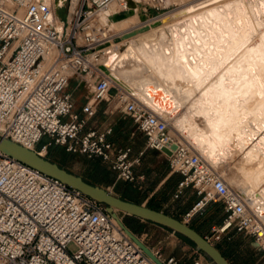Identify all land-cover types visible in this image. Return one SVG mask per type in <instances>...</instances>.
Segmentation results:
<instances>
[{"label": "built area", "instance_id": "1", "mask_svg": "<svg viewBox=\"0 0 264 264\" xmlns=\"http://www.w3.org/2000/svg\"><path fill=\"white\" fill-rule=\"evenodd\" d=\"M156 12H165L163 0H144ZM119 0H77L70 18L60 19L39 0H0V136L43 157L50 145L65 152L98 158L115 180L132 183L138 155L129 146L107 139L111 127L84 129L99 102L127 115L142 133L144 147L154 149L180 180L172 194L178 198L190 188L196 201L182 214L186 223L210 202H219L223 217L204 238L214 244L228 232L257 244L264 257V223L236 188L190 144L180 140L166 118L134 99L100 69L105 44L116 34L93 18ZM92 80L89 98L73 110L70 81ZM113 91V92H111ZM42 137L46 141L38 145ZM171 145L175 147L172 149ZM121 220L117 211L113 209ZM73 246L71 250L69 245ZM163 264H181L178 257H161ZM200 252L190 264H201ZM0 264H155L122 230L104 205L60 180L39 172L0 151Z\"/></svg>", "mask_w": 264, "mask_h": 264}, {"label": "bare ground", "instance_id": "2", "mask_svg": "<svg viewBox=\"0 0 264 264\" xmlns=\"http://www.w3.org/2000/svg\"><path fill=\"white\" fill-rule=\"evenodd\" d=\"M39 1L54 7L68 0ZM75 2L71 0V6ZM195 2H199L196 10L189 3L172 20L163 17L156 24L149 20L136 24H146L147 29L112 49L107 75L152 111L157 109L148 101L146 89L161 90L174 109L157 110L158 114L211 166L218 164L214 160L224 163L234 151L239 152L245 161L241 167L246 182L245 189H239L247 205L259 207L264 215V0ZM130 4L133 13L122 20L109 19L117 13L115 2L95 17L103 12L98 23L107 31L112 25L122 32L126 24L145 17L144 0ZM166 5L163 0L162 7ZM145 71L153 73L148 75H153L152 80ZM132 79L140 80L138 92L125 82ZM84 85L91 88L92 82L86 79ZM184 102L194 104L197 113L179 118ZM197 116L206 129L196 125Z\"/></svg>", "mask_w": 264, "mask_h": 264}, {"label": "rangeland", "instance_id": "3", "mask_svg": "<svg viewBox=\"0 0 264 264\" xmlns=\"http://www.w3.org/2000/svg\"><path fill=\"white\" fill-rule=\"evenodd\" d=\"M192 1H194V0H167V5H166L165 10L159 11V13H161V12H165V13L162 14L161 16H159L158 19H161L163 17L164 18L168 17V19L166 18L167 20H172L178 13H180L179 10L187 7V5H189V3H191L190 7L194 8V10H196L197 4L199 2L192 3ZM76 2H77V0H76ZM76 2L73 6H71V0H68L67 3L64 4V6L61 9H57V11H56L57 16L60 19H65V17L70 18V15H71V13H72L75 5H76ZM131 2H132V0H131ZM51 3H53V1H51ZM149 5L150 4L147 3L146 9H145L146 11H143V12H145L144 18L140 19L139 21H134L133 24H126L124 26V28L122 29V32L116 30L112 25L108 26L109 31L113 32L114 34H118L117 36H115V37H118L119 34L121 35L124 32L129 31L132 28H135L134 26L136 24H140V23H143L144 21H148V19H147L148 14L152 15V16L156 15V12L154 10L148 8ZM69 7H70V9H69ZM102 13L103 12H101L99 14V16H97V18H93L94 22H95V20L97 22H99L100 17L102 16ZM132 37H133L132 40H134V38L137 37V34H135V36H132ZM128 40H129V38L119 39L118 41H115V42L114 41H108L107 44H105L106 45L105 51H108V53H107L108 56L112 53V49L114 47H116L118 45H122L125 42H128ZM128 43H130V42H128ZM105 61H106V58H105ZM145 72H146L147 78H149V80H152L153 75L152 76H148V75L153 74V73L147 72V71H145ZM144 77H145V75H144ZM92 81H93V79L90 80V83ZM125 82L132 89H134L135 92L139 91L140 80L132 79V80H125ZM75 84L76 83L74 81H70L67 89L70 91L71 88L74 87ZM111 92H113V91H111ZM104 104H106V103L104 102ZM112 106H113V103H111L108 106L107 110H113L111 108ZM180 110H181V112L178 115L179 118H185L189 114H196L197 113L196 112V106L194 104H192L191 102L181 103ZM169 121H170V123H172L173 119H171ZM195 123L201 129H206V126H205V124L201 118H199V117L196 118ZM45 141H46V137H42L40 142L38 143V145L42 144ZM43 157L47 158L48 160H50L52 162H55L58 166L66 169L67 171L72 172L76 175H79L82 178H85L86 180L103 182L104 188L106 190H108L109 192L115 194V195H117V194L121 195L122 194L121 190L128 191L129 184L125 181L117 180L114 183V185L111 186V184H112L111 182H113L114 177L110 176L108 174V171L105 170L104 167L99 165L97 161H93L91 159H88V158H86L80 154L65 152L58 145L48 146L46 149V152L43 154ZM240 162H241V164H240ZM244 163H245L244 158H241L239 152L234 151L231 154V156L226 161H224V163H218L214 168H216V170L218 172H220V174L222 175V177L225 181H227V182L230 181L231 184L229 186L236 188V189L242 188V190H243V187L245 189L246 182H245V177H244L241 166L243 165V167H244ZM238 164H240V165H238ZM218 168H220V169H218ZM234 178H236V179H234ZM256 193H258V192L256 191ZM213 205L215 206V208L211 213H209L210 219L218 218L219 212L221 211V210H219V207H218L219 204L217 201H215ZM117 213L119 214L123 224L125 226L126 225L129 226L130 229L127 226L126 227L130 231H132V233L134 231L138 232V234L140 236H143V239L146 242V243H144V242L143 243L146 244L147 246H150L151 248H153V250H157L161 254V256H163V257L166 255H174L175 257H179L181 255V253L183 252L181 250V246H185L186 249H188V251H191V249L194 248V246H191L189 243H187L182 238L177 236L175 234V232L167 229L164 226H163L164 227L163 229L165 231L160 230L157 227L150 226L144 222H139L137 219L132 218L130 215H127L121 211H117ZM210 233H208V236H210ZM216 243L218 245H220V247L222 248V250H223V252L227 258L226 260L228 262H230V264H236V263L237 264H253L254 261H257L259 264H264V257L262 256L260 249L253 246L250 238L247 236L237 234V233H234L233 231H230L226 235L222 236V238L219 239ZM187 245L190 248H187ZM69 248L72 250L73 246L70 244ZM188 251L185 250V255L183 257H186ZM200 254L207 260L208 264H212L202 253H200Z\"/></svg>", "mask_w": 264, "mask_h": 264}, {"label": "crops", "instance_id": "4", "mask_svg": "<svg viewBox=\"0 0 264 264\" xmlns=\"http://www.w3.org/2000/svg\"><path fill=\"white\" fill-rule=\"evenodd\" d=\"M90 90L91 88L89 86L83 85L82 83L75 84L70 90L74 104L73 110L80 116H83L81 107L89 98ZM106 126L111 127V133L107 136L108 140L112 141L117 146H129L131 157L141 152L139 163L132 167L136 177L135 181L132 183L127 182L129 184L128 191L121 190L122 194L117 195L122 199L145 205L181 220L182 214L196 201L197 196L190 188H186L178 198H173L172 194L180 180V175L169 171L166 158L162 154L154 149L144 147V137L142 133L134 128L133 123L127 115L118 110H107L106 104H104V102H99L95 106L94 114L87 119L84 129L89 127L101 129ZM91 160L97 161L99 165L108 171L110 176L114 177L113 182H111V186H113L117 181L115 180L114 173L107 169L98 158H92ZM87 181L104 187L103 182ZM213 204L214 202L206 204L200 213L194 214L187 222L188 226L190 225L193 227L203 237L210 233L213 226L219 225L223 217L221 204L218 202L219 210H221L219 216L218 218L210 219L209 213L215 208ZM135 219L165 231L163 229L164 227L161 225L140 218ZM133 233L142 242L146 243L143 236H140L138 232L134 231ZM148 247L151 248L150 246ZM187 248L190 247L187 245ZM181 250L183 252L178 257L181 264H190L191 259L197 257L198 251L194 248L188 251L185 246H181ZM185 250H187L188 253L186 257H183L185 255ZM199 258L201 264H208L204 257L199 256ZM253 264L259 263L254 261Z\"/></svg>", "mask_w": 264, "mask_h": 264}, {"label": "water", "instance_id": "5", "mask_svg": "<svg viewBox=\"0 0 264 264\" xmlns=\"http://www.w3.org/2000/svg\"><path fill=\"white\" fill-rule=\"evenodd\" d=\"M123 1L126 6V10L122 13H116L109 17L113 22L122 20L132 15L133 10H130L131 0H119ZM58 6H54V9H57ZM147 19L153 24L157 23V19L151 20L150 15H147ZM147 29L146 24H142L135 28H132L129 31L124 32L123 34L115 37L112 41H118L119 39L128 38L134 36L137 32H141ZM108 51H106V61L102 66H99V69L107 75L106 66L109 65L108 61ZM108 76V75H107ZM109 77V76H108ZM146 96L150 104H152L157 110L170 111L173 108V102L163 94L159 89L152 87H147ZM143 103L148 107L147 104ZM150 108V107H149ZM153 110L158 113V111ZM175 146L171 145L173 149ZM0 151L6 155L13 157L14 159L20 161L21 163L38 170L41 173L54 177L61 182L67 184L68 186L79 190L81 193L89 196L90 198L102 203L104 205L105 211L115 219L118 225L122 228L125 234L155 263L163 264L159 258H157L151 249L144 244L134 233H132L118 218L117 214L113 211L114 208H117L119 211L140 218L142 220H148L153 223L159 224L166 227L167 229L182 235L187 238L194 244V249L202 253L212 264H229V262L221 255L219 250L210 242H208L203 236H201L197 231L189 227L186 223L180 221L177 218H174L170 215H167L161 211L149 208L142 204H137L125 199L120 198L119 196L109 192L104 187L92 184L85 181L81 176L76 175L72 172L67 171L66 169L58 166L55 162L48 160L38 154L33 150H30L20 144L15 143L14 141L0 136ZM225 160H222L224 162ZM220 161L214 160V164L219 163ZM242 198L245 200L243 193L240 189L237 188ZM252 210L257 214L258 217L262 216V222L264 223L263 211L254 206ZM261 218V217H260ZM253 246H257L255 242L252 243Z\"/></svg>", "mask_w": 264, "mask_h": 264}, {"label": "trees", "instance_id": "6", "mask_svg": "<svg viewBox=\"0 0 264 264\" xmlns=\"http://www.w3.org/2000/svg\"><path fill=\"white\" fill-rule=\"evenodd\" d=\"M85 180V179H84ZM85 181H87V180H85ZM88 182V181H87ZM89 183H91V182H89ZM121 198V197H120ZM132 218H137V217H134V216H131ZM127 226V225H126ZM128 228H129V226H127ZM189 227H191L190 225H189ZM192 229H194L193 227H191ZM130 229V228H129ZM195 230V229H194ZM196 231V230H195ZM177 236H179L180 238H182L184 241H186L187 243H189L191 246H194V244L190 241V240H188L187 238H185V237H183L182 235H180V234H178V233H175ZM218 250H219V252L221 253V255L225 258V259H227L226 258V256H225V254H224V252H223V250H222V248L220 247V245H218L217 243H214L213 244ZM262 253V252H261ZM208 259V258H207ZM230 264V263H229Z\"/></svg>", "mask_w": 264, "mask_h": 264}]
</instances>
